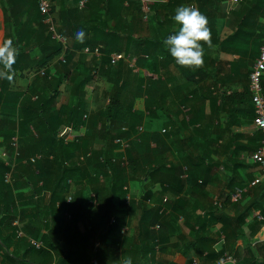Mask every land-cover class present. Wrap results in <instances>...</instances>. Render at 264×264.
<instances>
[{
	"label": "trees",
	"instance_id": "16d2710c",
	"mask_svg": "<svg viewBox=\"0 0 264 264\" xmlns=\"http://www.w3.org/2000/svg\"><path fill=\"white\" fill-rule=\"evenodd\" d=\"M92 1L63 0L62 23L66 22L64 14L72 17L79 7L90 8ZM101 1L106 13L111 9L119 11L114 15L115 23L125 21L129 16L137 24L145 21L141 4L136 0ZM169 1L148 3L151 6L149 20L154 8L175 5ZM224 1L196 0V3L208 19L212 44L218 46V53L239 58L237 71L233 69L235 62L231 63L233 71L229 82L241 80L237 79L239 72L246 68L243 77L248 83L241 93L225 90L218 94L217 86L223 88L225 81L209 72L208 62L195 73L189 69L187 79L205 85V94L199 95V99L195 92L190 93L194 101H199L200 114L181 109L187 104L185 100H189L187 96H183L181 107L174 113L157 108L156 96H153L157 84L144 73H149L152 65L158 67V60L152 54V49L157 47L154 40L135 38L131 33L123 39L124 34L118 27L107 26L110 28L107 30L105 24H101V15L92 14L81 28L85 32L83 42H76L74 46L80 51L88 46L100 48L101 56L88 74L74 75L71 74L74 67H70L71 48L68 43L64 45L53 38L50 24L45 22L39 9L40 1L0 0L6 26L4 41L11 39L18 49L11 79H0V116L7 113L11 121H18L20 134L26 132L23 128L31 131L30 126L39 111L44 120L43 133L51 131L54 123L42 113L45 108H52L61 94L62 85L70 81L73 83V104L62 107L61 112L67 114L69 130L70 127L87 128L85 135L74 133L67 142L65 134L63 138L51 136L39 142L49 150L42 156L37 155L36 147L33 148L35 141L24 142L25 147L20 142L16 149L11 141L8 144L3 140L8 151L6 156H0V264H49L54 260L55 242L63 243L65 237L61 235L67 231L73 232L75 248H80L77 253H84L81 249L89 250L82 258L81 254L77 257H92L91 264H125L129 258L132 264H167L163 261L165 256L178 254L177 262L171 264H193L194 260L200 264H217L226 254L233 256L237 264H264V243L248 245L241 257L236 251L238 239L250 240L264 225V219L260 220L254 214L264 205L247 208L241 216L231 217L225 211L226 207L238 208L242 200H230V204L223 205L225 208L220 210L213 199H205L208 177L217 170V113L227 115V129L255 123L257 117L250 74L254 69L253 62L260 55L264 35L258 34L254 38L247 28L248 16L244 14L236 31L221 39L219 13ZM262 2L264 7V0ZM261 15L264 17V10ZM48 16H52L51 11ZM51 19L53 21V16ZM130 48H139V51L132 52ZM37 52L40 57L34 55ZM122 54L134 56V66L122 56L112 63L113 56ZM61 56L65 61L59 59ZM163 57L161 63L169 64L165 54ZM29 70L38 79H43L47 89H43L45 92L38 94L35 101L34 95L25 91L10 92L15 76ZM100 75L108 77L114 89L106 108L89 115L86 113L87 86ZM261 81L264 92V75ZM161 83L167 84L165 80ZM229 102H234L236 108ZM208 103L210 112L206 113ZM4 106L9 107L7 111ZM166 120L169 123H165ZM160 122L165 127L163 130L157 129ZM34 126L38 129L36 123ZM202 127L206 134L210 129L211 133L204 144H196ZM6 132L10 136L16 135L15 130ZM98 138L102 142L100 149L96 147ZM239 138L237 135L236 143ZM261 139L262 135L256 137V140ZM198 149L205 151L196 154ZM254 152L251 151V155ZM238 163L234 165L237 167ZM131 183H140L143 188L132 194ZM129 195L132 199L127 204ZM70 196L72 201L69 202ZM136 216L138 232L132 235L129 223ZM16 220L19 225H15ZM219 224L221 227L217 230ZM158 225L159 229H156ZM20 231L23 235H19ZM222 240L224 245L220 247ZM40 241L43 246L37 248L34 242ZM16 247L24 253L15 252ZM68 259L70 257L65 256L62 263Z\"/></svg>",
	"mask_w": 264,
	"mask_h": 264
},
{
	"label": "crops",
	"instance_id": "0c3cea01",
	"mask_svg": "<svg viewBox=\"0 0 264 264\" xmlns=\"http://www.w3.org/2000/svg\"><path fill=\"white\" fill-rule=\"evenodd\" d=\"M159 1L161 2V0ZM180 1H183V3L178 4V2ZM47 2L49 6V12H52L54 21L53 23L56 27V32L61 34L59 30H62V32H64L62 34L65 35L68 39L67 43L71 48L70 51H72V60L70 62V67H74L73 70H71V74H88L91 69H94V66H97L95 62L101 56L100 48L92 49L90 46H88L87 48L92 51V53L89 54L86 51L87 48H85L83 51H80L75 48L74 45H76V42H79L76 39L77 31L81 30L83 25L87 24L92 14H100L101 24H105L107 30L110 29L107 26L118 27L124 34V36L121 38L126 39L128 34L131 33L135 38H150L154 40V42H156L157 47L152 49V54H154V58H157L158 60V67L156 68L152 65L150 72L147 73L146 71H144V73L149 75L152 78V81L154 80V82L157 84L156 91L153 94V96H156L154 98L157 108H166V112L174 113L177 108L181 107L180 102L183 100V96H187L189 97V100H185V103L187 104L181 109L184 108L183 110L188 113L191 111L192 113L196 112L202 114L199 101H194L193 98L190 97V93L195 92L196 97L199 99V95L205 94V85H203V83L201 82H196V80L187 79L189 68L174 66L176 65V62L174 58L171 57L170 52L163 44V40L166 39L167 36L175 34L179 28V25L174 20L176 9L180 6L187 5H195L196 7H198L196 0H172L171 4L175 5H170L167 8L163 7L156 10L154 8V13L152 12L151 19L149 21L139 22L138 24L137 21L132 22L131 16L127 17L125 21L121 20L120 23H115L113 18L114 15H117L119 13V11L117 9L116 11L111 9L109 13H106V11H104L105 9L101 7L103 5L101 0L92 1V5L90 8L86 6L79 7L77 13H75V15L72 17L69 14H64L66 22L62 23L60 19V11L63 0H50V3L49 1ZM167 2L170 1L167 0ZM228 2L229 0H225L223 3H221L220 6L219 32L221 39L227 38L236 31L237 27L240 25V22H242V17L244 14L245 16H248V20L250 22L247 23V28L248 30L252 31L254 38L258 36V34L264 35V17H262L261 15L264 10L262 0H239L238 5L232 12H227L226 10ZM5 36V16L0 5V43L5 40ZM96 40L98 43L101 42L99 39ZM97 49H99V56L95 53ZM131 50L132 52H136L139 51V48H132ZM217 50L218 46L213 45L212 48H208L207 45H204V63L208 62L209 72L213 75H217L218 79L225 81V86L223 88L219 87V85L217 86V93L220 94L221 92H225V90H228L229 92L241 93V91L244 90V85L248 83L247 80L243 77V75L246 74L247 69L242 68L241 72L238 71L240 74L238 73L239 75L237 79L242 78L241 80L234 83L229 82V78L232 76L233 71L231 63L235 62L233 69L234 71H237L236 67L238 66L237 63L239 58L236 55H230L228 53H218ZM164 51H166V53H164ZM164 54L166 55L167 61L169 62V64L167 65L166 62L163 64L161 63L162 59L164 58ZM34 55L40 57V54L38 52ZM120 56H122L123 60L129 61L131 66H134L136 60L134 56L123 54ZM59 59H62V56L59 57ZM254 63L255 62H253V64ZM248 64L251 66V63ZM135 71L138 72L139 69H135ZM191 71L195 73L196 71H198V69ZM201 76L208 78L205 74H202ZM14 80L15 81L13 82V85L10 87L11 93L19 90L25 91L26 94L34 95L33 101H35L38 94H43L45 92V90H43L46 89L45 85L42 83L43 79H38V77L32 74L30 70L26 71L25 73L23 72L22 74L18 73L15 76ZM164 80L167 82V84L161 83ZM100 83H103L102 87H99ZM72 86V82H65L61 87V94L52 105V108L51 106L50 108H45V111L42 113L46 115V117H49L50 120H52V122L54 123V129H52L51 131L43 133L42 127L44 120L40 117L39 111L34 122L36 123L38 129H35L34 123H32L30 126L31 131L28 128H23L26 130V132H22L20 134L18 130V121H11L6 112V115L3 114L2 116H0V156H6L8 151V145L6 147L4 144H2L3 140L4 142H8V144H10L11 141L12 146H14L13 141L16 138L17 146H14L16 149L19 148L20 142H23L21 146L25 147L26 145L24 144V142L35 141L34 147L33 145L32 147L34 149L36 147L35 150L39 151L41 154L39 155V152H37V155L42 156L44 152H49V150H47L46 146L43 147L39 142L48 140L47 138H50L51 136H54V139H56L57 136L59 138H63L65 134V142H67L74 137V133L85 135L87 132V128H84L83 126H80L79 129L78 127H70L69 130L68 128L70 125L68 126V124L66 123V120L68 119L67 114H63L61 112L62 107H70L73 104V101H71ZM113 89L114 88L111 80L106 76L100 75L95 80L91 81L86 90V113L89 115H93L104 110L109 103ZM103 90L104 92L109 94L107 100H105L101 95ZM229 103L233 104L234 108H236L234 102ZM4 107L5 111H7V108H9L8 106ZM33 109L36 110L35 108ZM209 112L210 106L208 103L206 106V113ZM58 113H60L59 116L57 115ZM172 119L175 121L174 117ZM227 121L228 119L226 114L221 115L220 113H217V170H213V174L208 177V194L205 196V199H213V202L217 204L220 210H223L225 208L223 207V205L226 206L227 203L230 204V200L232 201L233 195L238 192V189H240L239 187L241 185L246 186L247 190H249L251 187L249 193L244 197V199H241L242 201L238 204V208H235L232 205L235 209L230 208V206H227L225 209V211L228 212L229 216L239 217L246 211L247 208H251L253 206L260 207L264 205V175H261L258 166L252 162L250 153L251 151L256 152V150L258 149L260 140H256V137H258V135L261 136V134L258 132L254 123L245 124L239 128L234 127L231 129H227ZM162 123L163 122H160L158 124L157 129L163 130V128H165ZM165 123H169L168 120H166ZM230 123L231 119H229V124ZM200 128L201 127H199V129ZM202 128V133L197 137L196 144H204L206 136H209V133H211V129L208 131V134H206L204 127ZM9 130L11 132L15 130L16 135L13 134L12 136H10L9 134H7L6 131ZM66 133L69 134L66 135ZM237 135H239L240 138L239 142L236 143ZM97 142L98 143H96V147L100 149L102 147V142L99 138ZM36 143H39V145L36 146ZM204 151L205 149H198L195 151V153L201 155L202 153H204ZM235 152L236 154H234ZM30 155H32V153ZM235 162H239L237 167L234 165ZM258 177L261 179V182L255 187H252L251 183ZM78 178L79 177H76V179ZM142 188L143 185H141L140 183L130 184V190L132 194L140 191ZM254 214L264 216V208L256 210ZM137 225L138 217L136 216V218H132L129 223V232L132 235H137ZM220 227L221 224L217 225V230ZM72 233L73 232L68 231L62 233L61 236L65 237V239L62 240L63 243L56 244L55 242L54 250L52 251L54 260L49 264H61L65 256L70 257V259H68L65 264L93 263L92 257L84 259H79L80 257H77V254H81L82 258L83 254L87 255L89 250L81 249L84 253H77L78 250L80 251V248H75L76 240L72 238ZM75 237L76 239L79 238V236ZM260 243H264V225H262L254 233L250 240L238 239L236 243V251L241 257L248 245H256ZM71 244L73 246H71ZM12 251L13 248L10 250V252ZM15 252H18L20 255L24 253L23 250L20 249V247H16ZM262 253H264V250ZM179 257V254L178 256L168 255L165 256V260L163 261L167 264H171L172 261L177 262V259H179ZM107 264L114 263L108 262Z\"/></svg>",
	"mask_w": 264,
	"mask_h": 264
},
{
	"label": "clouds",
	"instance_id": "9594fccd",
	"mask_svg": "<svg viewBox=\"0 0 264 264\" xmlns=\"http://www.w3.org/2000/svg\"><path fill=\"white\" fill-rule=\"evenodd\" d=\"M166 3L167 0H161ZM175 22L180 26L175 34L167 36L163 44L181 67L197 70L204 65V45L212 48L211 29L208 19L195 5L180 6L174 15ZM85 32L78 30L76 39L83 42ZM18 49L8 39L0 43V79H11L15 57ZM125 264H132L129 258Z\"/></svg>",
	"mask_w": 264,
	"mask_h": 264
},
{
	"label": "built area",
	"instance_id": "2783aa9c",
	"mask_svg": "<svg viewBox=\"0 0 264 264\" xmlns=\"http://www.w3.org/2000/svg\"><path fill=\"white\" fill-rule=\"evenodd\" d=\"M39 9L41 11V13L45 16V22L47 24H50V31L53 33V38L58 40L59 42H61L62 44L66 45L67 44V37L62 35V34H58L56 32V27L51 19V17L48 16L49 14V6H48V2L46 0H39ZM141 4V9L143 12V19L145 21H148L150 16V10H151V6L147 5L148 3H151L152 0H136ZM88 2V0H82L81 3H86ZM239 0H229V2L227 3V7L226 10L227 12H232L235 7L238 5ZM87 53H92V51L87 48L86 49ZM98 56L99 54V49L96 50L95 52ZM121 56L119 55H115L113 56L112 59V63H116L120 60ZM63 61H65L64 59H62ZM43 74V73H42ZM264 75V39H263V46L261 48V52L260 55L258 56V58L255 61L254 64V69L250 74V82H251V90H252V95H253V102L255 105V109H256V120H255V126L257 128V130L261 133L262 135V139L260 141V145L258 147V149L256 150V152H254L251 155V160L252 162L258 166L261 175H264V92H263V86H262V81L261 78ZM140 130H142V128L140 127ZM165 132V130L163 131ZM117 142H121L120 139H117ZM13 145L17 146V140L16 138L13 141ZM261 182V179L258 177L256 178L252 183L251 186H255L257 184H259ZM247 192V188H243V189H238V192H236L233 197H232V201L233 202H238L240 201L244 194H246ZM131 196L129 195L127 198V204L130 203L131 201ZM68 201H72V197L70 196L68 198ZM255 216H257L260 220H263V216L259 215V214H255ZM15 225H19V220L15 221ZM156 229H159V225L156 226ZM19 235H23V232L20 231ZM34 245L37 248H40L42 245L41 242H34ZM222 245H224V241L222 240L220 243V247H222ZM227 263H231V264H237L236 259L231 256V255H225L217 264H227ZM193 264H199L198 260H194Z\"/></svg>",
	"mask_w": 264,
	"mask_h": 264
},
{
	"label": "rangeland",
	"instance_id": "374dc122",
	"mask_svg": "<svg viewBox=\"0 0 264 264\" xmlns=\"http://www.w3.org/2000/svg\"><path fill=\"white\" fill-rule=\"evenodd\" d=\"M101 84V85H100ZM99 84V87H102L103 86V83H100ZM101 95H102V97L105 99V100H107L108 99V93H106V92H104V90H103V92L101 93Z\"/></svg>",
	"mask_w": 264,
	"mask_h": 264
}]
</instances>
